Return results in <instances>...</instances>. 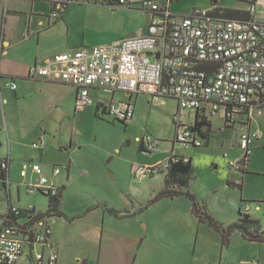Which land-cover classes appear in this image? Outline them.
Returning <instances> with one entry per match:
<instances>
[{
    "label": "rangeland",
    "instance_id": "rangeland-1",
    "mask_svg": "<svg viewBox=\"0 0 264 264\" xmlns=\"http://www.w3.org/2000/svg\"><path fill=\"white\" fill-rule=\"evenodd\" d=\"M184 3L195 7H202L203 3L211 6L210 0L180 2ZM82 4L93 7L88 3ZM195 10L204 11L194 9L186 15ZM92 13L93 10L89 9L86 15L90 18ZM91 21L96 24L94 18ZM127 22L125 17L105 21L106 25L114 28L109 30L113 33L121 31ZM100 29L108 30L104 25ZM69 91L68 97L74 94L73 89ZM91 97L95 101L110 99L108 94L98 89L91 91ZM143 99L139 100L138 121L128 125L111 115L102 112L97 114L96 106L89 105L77 111L75 101L70 103L69 98L65 110L63 104L56 108L55 105L48 106L37 99H30L13 102L6 107L5 112L0 102V149L12 153L13 204L26 208L33 206L37 212H47L49 197L25 193L24 185L36 183L37 176L31 171L28 177L21 176L23 162L29 159L40 161L43 158L46 175L57 185L65 186L60 198V211L64 216L53 217L56 236L60 238L62 248L71 255L67 260L62 259L61 264H81L78 261L86 260L87 252L98 248V236L105 216L107 231L128 232L134 226L139 229L140 225H147L154 236L168 238L170 245L174 243L177 246L179 242V252L174 249L173 252L167 251V255L177 264H264L261 256L263 244L250 242L236 232L227 247L223 245L221 233L207 223L198 224L201 226L197 241L200 247L196 254L191 251L182 253L183 238L189 234L188 225L183 219L168 218L173 215L182 217L179 212L184 217L188 216L184 213V207L192 205V202L184 196L151 203L165 189V168L152 179L137 180L133 176L136 164L157 161L165 164L174 150L179 156L192 158L194 177L190 191L221 226H230L238 220L240 210L245 213L250 207L251 212L248 213L264 229V108L251 113L250 130L261 135V140L250 156V174H244L233 171L229 162L240 155L239 144L242 134L248 131L247 126L237 123L226 127L223 113H216L209 116L212 129L208 145L203 140L204 146L200 148L174 147L175 123L192 125L196 112L185 110L178 114L177 103L172 99L155 105ZM144 135L159 141L157 152L140 151V143L136 138ZM43 138L47 142L44 151L34 149L33 143ZM52 165L61 169V174L55 178ZM229 177L238 180L243 188L228 185ZM16 184L21 185L20 201ZM2 207L0 200V209ZM129 212L133 216H120ZM142 227L141 230L144 229ZM167 244L163 247L170 250ZM161 247L158 243L154 245L155 249L161 250ZM153 259L151 264H160L156 257ZM19 264H29V261L24 258Z\"/></svg>",
    "mask_w": 264,
    "mask_h": 264
},
{
    "label": "built area",
    "instance_id": "built-area-1",
    "mask_svg": "<svg viewBox=\"0 0 264 264\" xmlns=\"http://www.w3.org/2000/svg\"><path fill=\"white\" fill-rule=\"evenodd\" d=\"M69 3L139 9L150 15L147 33L139 32L133 38L99 47H81L55 57L42 68L32 65L28 79L36 80L42 73L52 81L74 86L77 111L92 105V88L121 91L128 97L145 94L152 105L172 99L178 114L185 110L196 112L192 125L175 123L174 147L204 146L203 135L208 130L205 123L209 116L222 112L226 127L237 123L248 127L241 136L240 155L229 162L233 171L245 172L253 146L261 139L250 126L252 111L264 108V22L255 17L233 20L213 10L176 15L170 8L172 0H68L53 4L51 19L59 18ZM255 9L253 5L251 11ZM2 53L0 45V57ZM11 87L17 88L15 83ZM100 112L125 124L135 119L131 100L102 105ZM138 142L144 153L159 149V141L149 135ZM32 147L42 151L47 142L43 138ZM170 157H183L188 162L174 150ZM169 159L165 164H136L134 178L152 179L163 168L167 173ZM29 171L37 176V182L24 185L27 195L42 194L52 199L59 196L61 187L45 174L40 163L23 162L21 176L28 177ZM60 174L61 169L54 166L53 177ZM13 185L11 158H0V196L9 205L0 215V264H18L26 250L29 264H57L59 255L50 244L53 217L37 212L33 206H15ZM16 188L19 193L21 185L16 184Z\"/></svg>",
    "mask_w": 264,
    "mask_h": 264
},
{
    "label": "crops",
    "instance_id": "crops-1",
    "mask_svg": "<svg viewBox=\"0 0 264 264\" xmlns=\"http://www.w3.org/2000/svg\"><path fill=\"white\" fill-rule=\"evenodd\" d=\"M66 1L68 0H0V45L3 46V53L0 57V102L5 112L6 107L13 104V102L18 103L30 99H37V101L48 106L55 105L56 108L60 107V104H63L64 110L67 107L68 98L70 99V103L73 101L76 102L77 89L72 85L52 81L42 73L37 76L36 80L28 79V72L32 65H37L39 68H42L55 57L69 51L81 47L92 48L108 45L118 40L133 38L139 32L143 34L147 33L150 15L136 8L111 9L96 4H91L93 6L91 7L82 3H69L60 17L56 20H52L51 13L54 10L53 4ZM181 1L182 0H172L170 5L172 12L176 15H186L194 9L213 10V13L219 14L222 13V9L233 12L231 18L227 17L229 19L246 21L255 17L260 22H264V0H256L255 3H253L252 0H210V7L207 6V3H203L204 6L202 7H195L187 3L180 4ZM253 5L256 8L254 12L251 11ZM86 8L93 10L91 14L92 17L89 18L86 15L89 12V9ZM80 11L82 13H79ZM115 17H125L128 22L121 31L118 30L119 32L113 33L110 31L114 28L106 25L105 21ZM91 18H94L96 24L91 21ZM103 25L108 30L102 29L101 31L100 27L102 28ZM14 83L17 86L15 90L11 87ZM69 89H73L74 91V94L70 97L67 96L68 93L71 92ZM94 89L102 90L110 96V99L108 101H95L91 97V91ZM90 98L92 99L91 106H96V109L100 104L106 105L113 101L122 102L131 100L135 107V119L132 123L138 121L139 100L144 98V101L150 103V97L145 94L128 97L126 93L121 91L113 92L108 89L99 88H92L90 90ZM210 125L211 127L203 135V140L206 142V145L209 143L212 129V124L210 123ZM139 138L141 137H137L136 140L138 141ZM258 141L255 142L253 151L256 146H258ZM6 157L11 158L12 167L13 159L11 151L7 152L5 149H0V158ZM186 158L192 160L190 157ZM28 161L40 163L46 174L47 171L43 163V158H41L40 161H35L34 159H29ZM250 161L251 158L249 163ZM158 162L160 161L154 163ZM249 165L250 164L247 165L244 174L249 173ZM53 166L54 165H52V174ZM239 183L240 182L236 179H232L231 177L228 178V185H235L243 188V184ZM59 187L64 189L65 186L62 184ZM20 194L21 191L18 193V201L21 200ZM182 197L184 196L179 198ZM0 200L3 206L2 209H0V215H2L8 210L9 205L8 201L3 198L2 195L0 196ZM258 208L259 207H257V209ZM184 210L185 212H183L188 214V216L184 217L182 212H179L178 214L182 217L173 215L169 217L168 220L176 218L186 221L189 234L186 238H183L182 253L191 251L195 255L200 247L197 241L199 239L198 236L201 227L198 224H201V222H199L198 218L193 214L192 205L184 207ZM247 210L246 212H251L250 207H248ZM248 215L252 220L258 222L260 232L264 233V229L260 222L255 220L250 213H248ZM62 216H64L63 213ZM120 216L131 217L133 213H124L120 214ZM65 217L68 218L67 215ZM127 220L131 221L134 220V218ZM105 223L106 216L103 228L98 236V248L87 252L86 260L78 262H84L85 264H151L155 260L153 257H156L160 264H177V261L175 263V260L167 255V251H172V249H174L179 252L181 249L179 242L177 246L174 243L170 245L168 238L163 239L159 235L154 236L147 225H143L144 229L142 230V226L140 225L139 229L134 226V228L128 232H112L107 231L108 228H106ZM53 225H55L54 218L51 219L53 236L50 240V244L59 255L57 264H61L62 259L67 260L71 258V255H68L64 248H62L60 238L56 236V228H53ZM156 243L162 246L161 250L154 248ZM165 243H168L167 246L171 247L170 250L163 247L166 245ZM256 243L264 245V242ZM175 247L178 248L176 249ZM28 256V251L26 250L20 262L24 258L29 261ZM261 256L264 259V249ZM243 263H247V261ZM258 264H261V262H258Z\"/></svg>",
    "mask_w": 264,
    "mask_h": 264
},
{
    "label": "trees",
    "instance_id": "trees-1",
    "mask_svg": "<svg viewBox=\"0 0 264 264\" xmlns=\"http://www.w3.org/2000/svg\"><path fill=\"white\" fill-rule=\"evenodd\" d=\"M256 0H252L255 3ZM219 11V10H217ZM224 16L231 18L232 11L222 10ZM102 105H98L97 114L100 112ZM207 129L211 127L210 123H205ZM140 151L142 149L140 148ZM245 173V172H244ZM194 177V166L191 159L188 162L184 161L183 157L169 159V168L165 174V189L160 192L151 203L154 204L164 198L174 199L176 197L185 196L192 202V212L198 218L199 222L207 223L209 226L221 233L223 238V245L229 247L232 235L235 232H240L242 236L251 242H264V233L260 232V226L258 222L252 220L247 214L240 211L238 220L228 227L221 226L205 209V205L202 206L197 197L190 191V184ZM62 189L58 197L50 198L47 212L43 213L49 217L62 216L60 211V198L62 197Z\"/></svg>",
    "mask_w": 264,
    "mask_h": 264
},
{
    "label": "water",
    "instance_id": "water-1",
    "mask_svg": "<svg viewBox=\"0 0 264 264\" xmlns=\"http://www.w3.org/2000/svg\"><path fill=\"white\" fill-rule=\"evenodd\" d=\"M158 56V55H157Z\"/></svg>",
    "mask_w": 264,
    "mask_h": 264
}]
</instances>
